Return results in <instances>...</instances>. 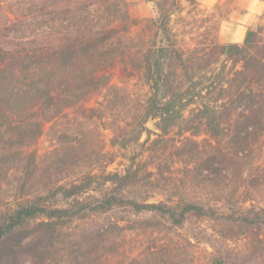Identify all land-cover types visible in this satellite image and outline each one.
Returning <instances> with one entry per match:
<instances>
[{"label":"trees","instance_id":"trees-1","mask_svg":"<svg viewBox=\"0 0 264 264\" xmlns=\"http://www.w3.org/2000/svg\"><path fill=\"white\" fill-rule=\"evenodd\" d=\"M146 1L155 18L135 42L126 0H0V183L14 191L0 205V264H183L154 236L191 218L248 240L234 257L207 251L200 264H264V208L246 206L264 178V14L242 44L191 47L173 23L183 0ZM186 2L197 10L198 0ZM118 66L144 83L143 99L112 83ZM74 112L71 127L82 118L112 132L120 156L101 172L83 171L84 140L61 135L62 150L45 161L33 149L46 124ZM149 119L161 130L154 139ZM176 165L215 182L229 211L196 197L149 202ZM140 236L151 240L133 254Z\"/></svg>","mask_w":264,"mask_h":264},{"label":"rangeland","instance_id":"rangeland-1","mask_svg":"<svg viewBox=\"0 0 264 264\" xmlns=\"http://www.w3.org/2000/svg\"><path fill=\"white\" fill-rule=\"evenodd\" d=\"M126 1L128 2L131 18L137 21L132 26L130 32V35L137 42L145 34L144 25L148 20L155 18L154 7L146 0ZM244 3L245 0H198L197 10H192L193 12L189 14L191 7L186 0H183L185 11L181 15L174 16L173 23L182 33L181 38L185 39L186 43L191 47L201 46L202 43L212 41L216 37L222 43H231L233 41L239 43L242 35L246 34L249 28L260 23L264 14L263 12L261 16H258L253 25L246 24L247 22L243 21L246 10ZM120 67L118 66L110 71L112 83L120 86H130L132 94L136 98L143 99L147 94V87L143 82L137 80V78L133 81L126 80ZM100 102V99L95 98L87 105L98 107ZM128 113L125 110L122 116L127 115L128 117ZM75 115L76 113L74 112L68 118L60 117L57 124L53 127L51 124H46L44 134L33 146V149L38 151L41 161H45L49 158V153L55 148H58L59 152L62 150L63 144L57 140L61 135L65 134L72 140H84L85 144L83 148L87 153L91 154V158L89 159L90 161L83 163V171L101 172L105 170L106 163L104 161L106 159L114 155L120 156L118 149L110 146L112 132L105 128L103 122H86V124L82 118H79V123L81 124H74V127H71L73 121H75ZM128 121H130L129 118ZM154 123L156 122L154 121ZM150 133H152L151 138L154 139L156 137L155 133L153 131H150ZM147 137L148 135L144 134L142 139L145 140ZM203 138L204 136L199 139ZM100 150H103V153L110 152L109 157L103 158L101 154L97 156L96 153ZM96 159H98L97 164L94 163ZM261 164L260 171L264 175V154ZM96 165H99V168H96ZM116 168H118L117 162L111 164L108 167V171H114ZM163 171L164 180L159 182L158 189L146 192L147 195H150L149 202L165 201L169 197L173 199H178L182 196L196 197L206 203H211L220 213L229 211L227 204L220 202L224 196H222L221 188L215 182L205 183L202 179L189 174L183 165H176L171 170L166 168ZM229 185V187H226L227 191L232 187V184ZM13 194L12 187L0 183V205L12 199ZM250 199L254 200L249 201L246 205L247 207L256 206L264 208V178L259 183L258 188L255 189L254 196H250ZM219 227L217 223L210 219L199 220L191 218L182 228H178L175 233L172 232L170 235L158 234L157 237L154 236V239L157 242L164 239V243L166 242L168 245H172V247L175 246L174 248L177 249L174 251V255H179L178 260H183V264L202 263L207 256V251H216L230 258L234 257L238 251H245L248 247L247 239L236 238L234 240H226L216 232L215 229H219ZM149 239V237L145 238L143 236L135 237L128 244V250L132 251L131 253L133 254L143 253L142 250L148 244ZM188 241L192 243V246L188 245Z\"/></svg>","mask_w":264,"mask_h":264},{"label":"crops","instance_id":"crops-1","mask_svg":"<svg viewBox=\"0 0 264 264\" xmlns=\"http://www.w3.org/2000/svg\"><path fill=\"white\" fill-rule=\"evenodd\" d=\"M245 7V14L243 16V21L246 24L253 25L255 22V19L258 16H261L264 12V0H245L244 3ZM245 38V34L242 35L241 40L238 44H242L243 40ZM231 43H237L236 41H233Z\"/></svg>","mask_w":264,"mask_h":264},{"label":"water","instance_id":"water-1","mask_svg":"<svg viewBox=\"0 0 264 264\" xmlns=\"http://www.w3.org/2000/svg\"><path fill=\"white\" fill-rule=\"evenodd\" d=\"M155 120L153 119H149L147 121V123L145 124L147 129L150 130V131H153L154 133L156 134H161V130H159L156 126H155V123H154Z\"/></svg>","mask_w":264,"mask_h":264}]
</instances>
